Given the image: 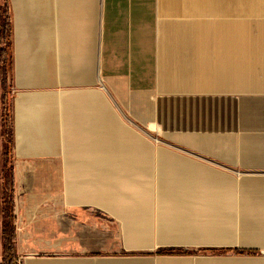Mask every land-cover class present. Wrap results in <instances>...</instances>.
Here are the masks:
<instances>
[{
  "label": "crops",
  "instance_id": "crops-1",
  "mask_svg": "<svg viewBox=\"0 0 264 264\" xmlns=\"http://www.w3.org/2000/svg\"><path fill=\"white\" fill-rule=\"evenodd\" d=\"M5 2L17 263L264 264V0Z\"/></svg>",
  "mask_w": 264,
  "mask_h": 264
},
{
  "label": "trees",
  "instance_id": "trees-1",
  "mask_svg": "<svg viewBox=\"0 0 264 264\" xmlns=\"http://www.w3.org/2000/svg\"><path fill=\"white\" fill-rule=\"evenodd\" d=\"M8 12L9 6L8 3H6L5 13L0 18L2 28L0 39V60L2 65H5L7 56H10L12 45L11 19ZM8 51L9 53H7ZM10 144H12V141ZM2 206L1 241L4 260L0 264H18L16 251L17 235L15 225V173L13 168L8 169L3 177Z\"/></svg>",
  "mask_w": 264,
  "mask_h": 264
},
{
  "label": "rangeland",
  "instance_id": "rangeland-1",
  "mask_svg": "<svg viewBox=\"0 0 264 264\" xmlns=\"http://www.w3.org/2000/svg\"><path fill=\"white\" fill-rule=\"evenodd\" d=\"M5 0H0V17L5 13ZM0 24V37H1ZM9 53V51L7 52ZM10 59L7 56L5 65H2L0 60V263L4 260L3 246L1 241V223H2V186L3 177L8 169H11L10 161V137H11V99L13 96L10 85ZM20 199L29 192V187H18ZM33 190V188H30ZM16 193V187H15Z\"/></svg>",
  "mask_w": 264,
  "mask_h": 264
}]
</instances>
